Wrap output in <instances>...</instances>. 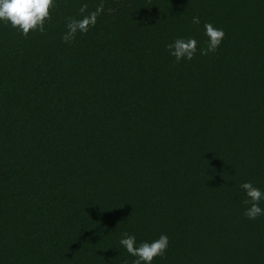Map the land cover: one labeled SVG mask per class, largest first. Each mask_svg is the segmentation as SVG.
<instances>
[{
    "label": "trees",
    "instance_id": "obj_1",
    "mask_svg": "<svg viewBox=\"0 0 264 264\" xmlns=\"http://www.w3.org/2000/svg\"><path fill=\"white\" fill-rule=\"evenodd\" d=\"M95 27L62 41L68 18ZM44 34L0 25V264H264V0H55ZM200 18V25L192 23ZM215 52L166 45L203 25ZM264 207V202H261Z\"/></svg>",
    "mask_w": 264,
    "mask_h": 264
},
{
    "label": "clouds",
    "instance_id": "obj_2",
    "mask_svg": "<svg viewBox=\"0 0 264 264\" xmlns=\"http://www.w3.org/2000/svg\"><path fill=\"white\" fill-rule=\"evenodd\" d=\"M55 6V0H0V25L10 26L12 29L27 37L31 32L44 34L46 31L45 23L50 21V9ZM86 12V5L81 7V18H68L66 21V31L62 36L64 43H71L77 33L86 34L91 27H95L97 16L101 9L96 12ZM192 23L200 25L199 17H193ZM204 47L198 48V40L195 37H178L166 45V50L176 63L192 60L197 52L200 55L213 53L219 47L225 36L224 30L214 26L212 23L203 25ZM244 192L247 205L244 216L249 220H255L264 216V190L253 185L252 182H245L241 186ZM118 249L124 250L129 256L133 257L132 264H153L155 258H163L169 246V237L160 234L158 238L143 240L138 242L137 237L127 232L122 234L118 242Z\"/></svg>",
    "mask_w": 264,
    "mask_h": 264
}]
</instances>
